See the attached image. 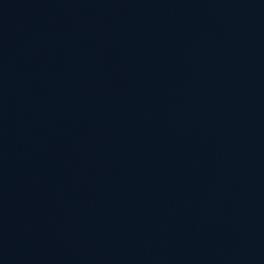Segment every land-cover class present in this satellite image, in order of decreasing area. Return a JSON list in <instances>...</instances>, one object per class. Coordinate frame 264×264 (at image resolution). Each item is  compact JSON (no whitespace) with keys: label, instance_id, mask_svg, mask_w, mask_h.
<instances>
[{"label":"water","instance_id":"1","mask_svg":"<svg viewBox=\"0 0 264 264\" xmlns=\"http://www.w3.org/2000/svg\"><path fill=\"white\" fill-rule=\"evenodd\" d=\"M0 264H264V0H0Z\"/></svg>","mask_w":264,"mask_h":264}]
</instances>
